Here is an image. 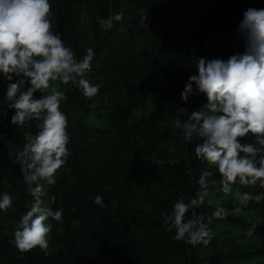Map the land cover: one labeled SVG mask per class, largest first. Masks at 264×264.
<instances>
[{"label": "trees", "instance_id": "trees-1", "mask_svg": "<svg viewBox=\"0 0 264 264\" xmlns=\"http://www.w3.org/2000/svg\"><path fill=\"white\" fill-rule=\"evenodd\" d=\"M4 1L0 0V6ZM80 1L72 7L67 0H54L55 23L76 48H96L92 72L97 78L105 74L106 78L112 67L117 69L112 89L98 107L90 102L102 99L98 94L83 98L71 85L59 84L64 100L59 104L60 98L49 99L34 112L60 113L59 107L68 113L74 122L70 137L85 148L83 153L70 152L68 161L56 163L46 150L60 146L49 136L40 145L34 142L32 150L26 147L29 129L24 107L3 82L15 64L0 58V264H264V187L249 190V198H241L234 188L226 194L219 182H226L227 176L219 180L216 175L205 176L208 168L202 172V164H190L189 150L185 157L180 154L178 149L184 144L179 139L171 137L163 146L156 138L143 141L129 127L138 118L124 123L119 102L127 95L123 86L132 76L130 68L146 58L144 51L153 55L144 39L172 69L190 65L193 57L207 55L206 51L168 30L177 35L198 30L216 37L214 24L191 20L190 12L224 2L204 0L206 4L194 5L199 0H157L162 17L152 21L154 27L149 29L141 13L132 14L135 0ZM178 3L182 7L174 11ZM10 5L15 22L5 17L0 44L16 30L29 41L32 57L35 50L37 55H51L57 39L42 19L32 17L28 0H8L7 12ZM82 8L87 11L83 20L77 17ZM110 14L121 16V22L113 24L118 32L121 28L119 37L134 33L144 38L140 44L130 38L125 43L117 39V46L113 40L106 41L107 48L96 46L94 32L100 19ZM162 39L169 41V50ZM229 49L234 51L225 34L216 53ZM110 63L115 64L110 67ZM16 65L20 70L22 63ZM32 85L25 82V86ZM25 98L34 100L29 93ZM164 102L169 105L167 117L182 114L178 92ZM24 164L31 179L23 174ZM59 165L66 166L60 171ZM45 201L48 209L43 212ZM218 206L225 209L222 217L212 215ZM198 213L210 215L214 223L213 248L207 252L197 246L189 229Z\"/></svg>", "mask_w": 264, "mask_h": 264}, {"label": "clouds", "instance_id": "clouds-1", "mask_svg": "<svg viewBox=\"0 0 264 264\" xmlns=\"http://www.w3.org/2000/svg\"><path fill=\"white\" fill-rule=\"evenodd\" d=\"M7 1L0 6V27L4 26L6 19L7 22H15L14 7L10 5L7 12ZM67 1L72 3V7L74 4H81L80 0ZM222 1V6H213L206 10L196 7L198 11L190 12L191 20L202 19L214 24L216 37L198 30L180 31L178 35L177 31L168 30L174 36L206 51L207 55L197 59L193 57L190 65L180 64L172 69L169 63L157 54L161 52H155L154 45L143 37L139 38L140 35L129 33L120 38L121 28L119 32L113 28L114 22H121V16L116 14L100 19L92 41L98 47L104 45V48H107V40L111 43L113 40L117 46V39L125 43L130 38H136L137 44L144 39V44L153 50V55L144 51L146 58L130 68L133 70L132 76L123 86L127 95L119 100L122 102L124 123L137 117L129 127L139 132L138 136L143 141L156 138L163 146L171 137L179 139L184 146L178 151L185 157L189 150L190 164H202V172L208 168L204 171L205 176L216 175L218 180L227 176L229 179L226 182H219L226 194H230L234 188L241 198H249V190L264 187V0ZM198 2L194 5L206 4L204 0ZM54 4V0H28L32 17L42 19L57 39L53 53L37 55L35 50L32 57L29 54V41L23 32L18 33L15 30L1 42L0 58L15 64L8 69L3 82L4 86H7L6 89L19 99L24 107L23 119L28 123L29 129L26 133V147L32 150L34 142L40 145L42 138L49 136L60 147L58 150L47 149L46 153L56 163L61 160L64 164L68 161L70 152L79 155L85 150L70 137L74 122L69 119L68 113L59 107L60 113L51 114L34 112V109L47 103L49 99L60 98V104L65 93L59 84L71 85L79 91L81 97L91 98L98 94L102 99L90 102L92 106L99 107L100 101H107L105 94L112 89L117 69L112 67L106 78V74L102 79L94 75L92 69H95L96 48H76L70 43L64 31L55 23ZM166 4L168 6L170 2L167 1ZM133 5L132 14L137 16L141 13L144 25L149 29L154 27V21L162 17L161 6L157 0H135ZM181 7L182 3H178V8L174 11ZM86 12L85 8L80 9L77 17L83 20ZM23 15L27 17L24 9ZM6 16L9 17L5 19ZM175 21L172 16L170 22ZM225 34L231 39L234 51L229 49L216 53V48L221 45ZM162 40L166 44L164 47L169 50V41ZM18 61L22 63L20 70H17ZM217 61H223L224 64L218 65ZM113 64L115 63H110V67ZM66 69L70 70L67 74ZM50 73L56 94L48 89ZM26 81L33 85L25 86ZM118 89L119 87L115 92H118ZM176 92L181 101L182 114L167 117L169 105L164 100ZM27 93L34 97L33 102L26 100ZM110 109L113 111L112 107ZM29 124H32V127ZM140 148L138 146L136 149ZM239 149L242 151L239 152ZM65 166L59 165V170ZM79 168L85 173L86 169L81 166ZM22 170L25 178L31 179L27 164L22 165ZM238 176L241 179H238ZM197 179L193 177V180ZM247 185L251 186V189ZM51 188L50 182L48 189ZM47 209L45 201L41 211L45 212ZM224 213L225 209L218 206L212 215L222 217ZM209 216L198 213L189 227L198 241L197 246L201 247L203 252L213 248L214 223ZM39 222H42L41 218ZM215 259L220 260L221 257L216 256Z\"/></svg>", "mask_w": 264, "mask_h": 264}, {"label": "rangeland", "instance_id": "rangeland-1", "mask_svg": "<svg viewBox=\"0 0 264 264\" xmlns=\"http://www.w3.org/2000/svg\"><path fill=\"white\" fill-rule=\"evenodd\" d=\"M51 70V69H50ZM48 89L52 92V93H54V94H56V92H55V84H54V82H53V77H52V73H50V75H49V77H48ZM43 222V221H42ZM45 232V230L43 229V233Z\"/></svg>", "mask_w": 264, "mask_h": 264}]
</instances>
